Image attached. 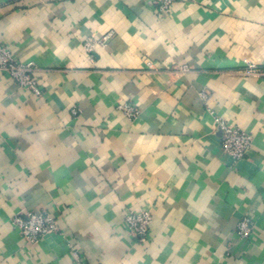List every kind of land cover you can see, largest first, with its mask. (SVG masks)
Masks as SVG:
<instances>
[{
  "label": "crops",
  "instance_id": "1",
  "mask_svg": "<svg viewBox=\"0 0 264 264\" xmlns=\"http://www.w3.org/2000/svg\"><path fill=\"white\" fill-rule=\"evenodd\" d=\"M0 43L41 86L0 69V264H264V0H0ZM42 210L60 230L29 243L11 219Z\"/></svg>",
  "mask_w": 264,
  "mask_h": 264
},
{
  "label": "built area",
  "instance_id": "2",
  "mask_svg": "<svg viewBox=\"0 0 264 264\" xmlns=\"http://www.w3.org/2000/svg\"><path fill=\"white\" fill-rule=\"evenodd\" d=\"M174 1L155 0L159 13H168ZM85 45L88 51H92L94 42L88 40ZM0 69L5 71L19 86L29 88L36 94L41 93L40 82L36 76L39 69L32 63L27 64L17 60L9 47L3 43H0ZM242 74L263 77L264 69L251 63L246 65ZM203 95L207 96L205 93ZM121 108L130 117H136L140 113L139 108L134 104H124ZM216 126L222 131L224 152L235 162L243 159L251 147L253 135L220 117H216ZM125 222L129 235L139 242L146 241L152 222V215L149 211L128 210ZM11 224L19 235L29 243H36L47 235L60 230L56 217L48 210L16 213L11 219ZM253 229V221L244 217L240 220L236 233L244 240L250 239Z\"/></svg>",
  "mask_w": 264,
  "mask_h": 264
}]
</instances>
